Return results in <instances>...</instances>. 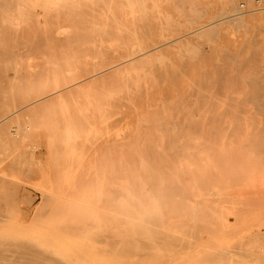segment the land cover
I'll return each instance as SVG.
<instances>
[{"label":"rangeland","instance_id":"1","mask_svg":"<svg viewBox=\"0 0 264 264\" xmlns=\"http://www.w3.org/2000/svg\"><path fill=\"white\" fill-rule=\"evenodd\" d=\"M103 1L106 10L87 0H0V116L7 117L0 125V213L7 221L0 245L7 264H264V0H252L240 15L223 0L244 20L223 27L206 0ZM141 53L151 56L135 61L133 73L98 79L114 61L131 54L140 60ZM126 75L133 85L121 84ZM19 107L25 109L11 115ZM252 134L253 145L246 143ZM139 165L155 180L142 191L161 203L149 209L151 220L141 200L124 199L127 191L130 199L143 194L131 188L144 179ZM129 168L138 175L131 184ZM164 176L180 184L170 188ZM116 185L127 191L115 204ZM127 203L132 209L122 216ZM117 204L126 208L116 212ZM132 213L146 233L137 232Z\"/></svg>","mask_w":264,"mask_h":264},{"label":"bare ground","instance_id":"2","mask_svg":"<svg viewBox=\"0 0 264 264\" xmlns=\"http://www.w3.org/2000/svg\"><path fill=\"white\" fill-rule=\"evenodd\" d=\"M80 1H82V0H80ZM88 1H91L92 4H93V2L96 3V4H99L98 7L102 6V5H100V4L105 5V4H104L105 2H104L103 0H87V2H88ZM125 1H126V0H125ZM132 1H133V0H132ZM181 1H182V0H181ZM185 1H187V0H185ZM206 1L209 2V3H208V4H209V7H210L211 9H213V10H216V11L218 12V14L220 15V20H219V21L221 22V26L219 25L220 27H223V26L229 24L231 21H236L237 23H243L244 20H242V19L238 20L237 17L234 18V14H233V13H232L233 15L231 14V12H232L233 10H232V9L230 10V9L228 8L227 4H226L223 0H219V1H218V0H206ZM225 1H228L229 3H231V5H232V3H235V5H236L235 8H234V7H232V8H234L235 10L237 9L238 12L241 11V8H240L239 4H238L236 1H233V0H231V1H230V0H225ZM251 2H252V0H248V2H247V6H250V3H251ZM81 3H82V2H81ZM81 3H80V4H81ZM128 3H129V2H128ZM182 3H185V2L182 1ZM192 3H193V2H192ZM254 3L259 4V0H255ZM72 4H73V3H72ZM74 4H77V2L74 3ZM178 4H179V3H178ZM81 5H82V4H81ZM183 5H184V4H183ZM188 5H189V4H188ZM193 5H194V4H193ZM74 6H75V5H74ZM106 6H109L108 3H107ZM153 6H154V5H153ZM175 6H176V5H175ZM180 6H182V5H180ZM232 6H234V5H232ZM96 7H97V6H96ZM102 7H103V6H102ZM131 7H132V5H131ZM131 7H130V8H131ZM145 7H146V6H145ZM173 7H174V5H173ZM189 7H191V6H189ZM83 8H84V7H83ZM88 8H90V7H88ZM113 8H114V7H113ZM138 8H139V7H138ZM182 8H183V6H182ZM102 9H105V10H106V8H104V7H103ZM132 9H133V8H132ZM156 9H157V8H156ZM179 9H180V7L178 6V9H177V6H176V10H179ZM93 10H94V9H93ZM105 10H104V11H105ZM108 10H109V9H108ZM146 10H147V9H146ZM152 10H154V9H152ZM152 10H150V11H152ZM259 10H261V9H259ZM94 11H95V10H94ZM109 11H110V10H109ZM109 11H105V12H107V13L109 14ZM129 11H130V10H129ZM131 11H135V12H136V10H134V9L131 10ZM131 11H130V14L132 13ZM179 11L182 12L181 10H179ZM89 12H90V13H87V12H86V14H87V15H88V14L90 15V14H91V11L89 10ZM99 12H100V10H99ZM99 12H98V13H99ZM117 12H118V11H117ZM126 12H127V11H126ZM141 12H142V11H141ZM147 12H148V11H147ZM153 12H154V11H153ZM193 12H194V11H193ZM233 12H234V11H233ZM93 13H94V12H93ZM93 13H92V15H93ZM100 13H101V12H100ZM100 13H99V14H100ZM137 13H138V12H137ZM234 13H235L236 15L238 14L237 12H234ZM242 13H243V12H239L238 15H240V14H242ZM246 13H247V12H246ZM74 14H75V13H74ZM74 14H73V16H74ZM76 14H78V13L76 12ZM117 14H118V13H117ZM117 14H116V15H117ZM134 14H135V13H134ZM134 14H133V15H134ZM193 14H194V13H193ZM195 14H196V13H195ZM195 14H194V16H195ZM71 15H72V14H71ZM92 15H90V16L92 17ZM101 15H102V14H101ZM135 15H136V14H135ZM135 15H134V16H135ZM137 15H138V14H137ZM137 15H136V17H137ZM161 15H162V14H161ZM196 15H197V14H196ZM93 16H95V15H93ZM98 16H99V15H98ZM102 16H103V15H102ZM117 16H118V15H117ZM134 16H131V21H132L133 18L135 19ZM146 16H147V15H146ZM166 16H167V15H166ZM183 16H184V14H183ZM197 16H198V15H197ZM108 17H109V15H108ZM120 17H121V16H120ZM184 17H185V16H184ZM199 17H201V16L199 15ZM74 18H75V17H74ZM118 18H119V16H118ZM169 18H170V17H169ZM185 18H186V17H185ZM193 18H194V17H193ZM255 18H256V17H255ZM96 19H97V18H96ZM96 19H95V20H96ZM111 19H112V18H111ZM134 19H133V22L135 23ZM136 19H137V18H136ZM136 19H135V20H136ZM141 19H142V18H141ZM164 19H165V18H164ZM72 20H73V18H72ZM87 20H88V19H86V21H87ZM92 20H93V19H91V21H92ZM99 20H100V19H99ZM127 20H128V19H127ZM166 20H169V19H166ZM241 20H242V21H241ZM89 21H90V20H89ZM91 21H90V22H91ZM97 21H98V20H97ZM112 21H113V19H112ZM128 21H129V20H128ZM142 21H143V20H142ZM164 21H165V20H164ZM215 21H216V20H215ZM74 22H76V21H74ZM90 22H89V23H90ZM101 22H103V21H101ZM120 22H122L121 19H120ZM168 22H169V21H167V23H168ZM92 23H96V22H92ZM116 23H117V22H116ZM124 23H125V22H124ZM134 23H133V29H134V27H135V26H134ZM137 23H138V21H136V24H137ZM140 23H141V22H140ZM140 23L138 24L137 27H139ZM145 23H146V21H145ZM145 23H144V24H145ZM83 24H84V23H83ZM99 24H100V23H99ZM99 24H98V25H99ZM102 24H103V23H102ZM174 24H175V23H174ZM191 24H193V23H191ZM191 24H189V25L191 26ZM84 25H85V24H84ZM120 25H121V24H120ZM120 25H119V26H120ZM107 26H108V25H107ZM141 26L143 27V25H141ZM146 26H147L148 28H151V27H149L147 24H146ZM162 26H163V25H162ZM180 26H181V25H180ZM183 26H184V25H183ZM79 27H80V26L78 25V28H79ZM87 27H88V26H87ZM121 27H122V26H121ZM124 27H125V26H124ZM128 27H129V26H128ZM144 27H145V26H144ZM144 27H143V28H144ZM166 27H167V26H166ZM78 28H77V29H78ZM92 28H93V26H92ZM112 28H113V26H112ZM125 28H126V27H125ZM148 28H147V29H148ZM169 28H170V27H169ZM101 29H102V28H101ZM110 29H111V28H110ZM210 29H212V28H210ZM90 30H93V29H90ZM98 30H99V29H98ZM102 30H103V29H102ZM102 30H101V31H102ZM134 30H135V29H134ZM145 30H146V29H145ZM202 30H203V29H202ZM207 30H208V29H207ZM81 31H82V29H80L79 32L77 31L76 33H80V35H79V34H77V35L80 36V37H81V36H84V37H85V34L83 33V31H82L83 34H81ZM105 31H106V30H105ZM111 31H113V30L111 29ZM121 31H122V30H121ZM123 31H124V30H123ZM123 31H122V32H123ZM160 31H161V30H160ZM162 31H163V30H162ZM73 32H74V31H73ZM86 32H87V31H86ZM91 32H92V31H91ZM93 32H95V31H93ZM106 32H107V31H106ZM122 32H121V33H122ZM128 32H129V31H128ZM169 32H170V31H169ZM173 32H174V31H173ZM102 33H103V32H102ZM109 33H110V32H109ZM109 33H108V34H109ZM151 33H152V32H151ZM163 33H164V32H163ZM211 33H212V32H211ZM86 34H90V33L87 32ZM97 34L100 35V33H97ZM113 34H114V33H113ZM122 34H124V33H122ZM125 34H126V31H125ZM193 34H194V33H193ZM199 34H201V33H199ZM74 35H75V34H74ZM77 35H76L75 37H78ZM101 35H102V34H101ZM114 35H115V34H114ZM120 35H121V34H120ZM146 35H147V34H146ZM169 35H170V34H169ZM172 35H173V34H172ZM202 35H203V34H201V36H202ZM210 35H211V34H210ZM72 36H73V35H72ZM96 36H98V35H96ZM104 36H105V35H104ZM106 36H107V35H106ZM106 36H105V37H102V38H107ZM117 37H118V36H117ZM125 37H128V36L125 35ZM125 37H123V39H125ZM134 37H136V36L133 35V38L131 37L130 40H131V39L133 40ZM147 37H148V36H147ZM196 37H197V36H196ZM198 37H199V35H198ZM72 38H74V37H72ZM72 38H71V41L73 40ZM86 38H87V36H86ZM90 38L92 39V37H89V36H88V40H89ZM100 38H101V36H100ZM102 38H101V39H102ZM77 39H78V38H77ZM82 39H83V38H82ZM91 39H90L89 42H91ZM94 39H95V38H94ZM118 39H120V38H118ZM126 39H127V38H126ZM66 40H67V39H66ZM86 40H87V39H86ZM95 40H97V39H95ZM102 40H103V39H102ZM134 40H135V39H134ZM71 41H70V42H71ZM73 41H74V40H73ZM93 41H94V40H92V42H93ZM117 41H118V40H117ZM121 41H123L122 43H123V45L125 46V43H126L128 40H127L125 43H124V40H121ZM121 41H119V42L121 43ZM67 42H68V41H67ZM83 42H84V41H83ZM95 42H96V41H95ZM108 42H110V41L108 40ZM108 42H107V43H108ZM115 42H116V41H115ZM128 42H129V41H128ZM135 42H136V41H135ZM141 42H142V41H141ZM143 42H144V41H143ZM72 43H73V42H72ZM75 43H76V42H75ZM87 43H88V42H87ZM93 43H94V42H93ZM102 43H103V42H102ZM110 43H111V42H110ZM129 43H132L134 46H136V45L139 46V47H138V48H139L138 51L141 50V51L144 52V53L146 52V51H143L144 48H141V49H140V45H138V43H135L136 45H135L134 42H132V41L129 42ZM139 43H140V42H139ZM79 45H80V44H79ZM79 45H78V47H80ZM104 45H105V42H104ZM126 45H127V43H126ZM142 45H144V44H142ZM142 45H141V47H142ZM160 45H161V44H160ZM165 45H166V44H165ZM121 46H122V45H121ZM121 46H120V47H121ZM124 46H122V47H124ZM137 46H136V47H137ZM144 46H145V45H144ZM144 46H143V47H144ZM156 46H157V45H156ZM162 46H164V45H162ZM182 46H183V45H182ZM125 47H126V46H125ZM150 47H151V45H150ZM158 47H159V46H158ZM168 47H170V46H168ZM102 48H103V47H102ZM126 48H127V47H126ZM151 48H152V47H151ZM151 48H150V50H152ZM83 49H84V48H83ZM87 49H88V48H87ZM113 49H114V48H113ZM142 49H143V50H142ZM154 49H156V48H154ZM89 50H90V49H89ZM115 50H116V49H115ZM130 50H131V49H130ZM130 50H129V51H130ZM134 50H135V49H134ZM175 50H176V49H175ZM91 51H92L93 54L96 53L95 55H97V52H96V51H95V53H94L93 50H91ZM91 51H88V52L86 51V52H87L86 55H88L89 53H91ZM103 51H104V49H103ZM112 51H113V50H112ZM129 51H127V52L129 53ZM131 51H132V50H131ZM138 51H137V52H138ZM147 51H148V50H147ZM152 51H153V50H152ZM155 51H157V49H156ZM155 51H154V52H155ZM100 52H101V51H100ZM110 52H111V51H110ZM137 52H136V54H137ZM154 52H153V53H154ZM92 53H91V54H92ZM106 53H107V52H106ZM134 53H135V52H134ZM148 53H149V52H148ZM91 54H89V55H91ZM109 54H111V53H109ZM129 54H130V53H129ZM136 54H135V55H136ZM141 54H143V53H141ZM149 54H152V52L149 53ZM156 54H157V53H156ZM118 55L120 56V54H118ZM225 55L227 56V54H225ZM97 56H98V55H97ZM140 56H141V55L139 54V57H140ZM150 56H151V55L148 56L147 54H143V55L140 57V58L142 59V61H140L141 59L139 60L136 56H134V54H133V55L131 54V55L129 56V58H126V57H125V59L123 60V62H120L121 59L116 60V61H114V62H118V63L115 64V66H113L111 69H109V70H107V71H105V72L103 71V73L100 72L99 74H101V73H102V74H101V76L98 77V79H99V80H106V79H109V78H112V77L118 76L123 70H124V71H127L126 69H128V68H130L129 71L132 72L133 69H135V66H134V65H136V64H138V65L143 64L144 59H146V58H148V57L150 58ZM82 57H83V54H82ZM90 57H91V56H90ZM93 57H94V56H93ZM93 57H91V58L94 59ZM112 57H113V56H112ZM159 57H160V56H159ZM159 57H158V58H159ZM108 58H109V57H108ZM229 58H230V57H229ZM92 59H91V60H92ZM137 59L139 60V62H138ZM159 59H160V58H159ZM86 60H87V59H86ZM108 60H109V59H108ZM147 60H148V59H147ZM135 61H137L138 63L136 62V64H135ZM82 62H83V61H82ZM91 62H92V61H91ZM97 62H98V61H97ZM140 62H142V63H140ZM182 62H183V61H182ZM219 63H220V62H219ZM92 65H93V64H92ZM101 65H102V64H101ZM138 65H137V66H138ZM89 66H90V64H89ZM121 67H122V68H121ZM172 67H173V65H172ZM181 67H182V65H181ZM181 67H180V69H181ZM90 68H91V67H90ZM90 68H89V69H90ZM92 69H94L93 66H92ZM92 69H91V70H92ZM137 69H138V68H137ZM137 69H136V70H137ZM144 70H145V69H144ZM83 71H84V70H83ZM98 71H99V70H98ZM77 72H78V71H77ZM86 72H87V71H85V74H86ZM157 72H158V69H157L156 73H157ZM174 72H175V71H174ZM180 72H181V71H180ZM80 73H83V72H80ZM127 73H130V72L127 71ZM132 73H133V72H132ZM6 74H7V73H6ZM91 74H92V72H91ZM148 74H149V72H148V73H147V72L145 73V75H148ZM173 74H174V73H173ZM175 74H176V72H175ZM175 74H174L173 76H175ZM88 75L91 77L90 72L88 73ZM145 75H144V77H145ZM221 75H222V78H223L224 73H222ZM3 76H4V75H3ZM78 76H79V75H78ZM94 76H95V75H94ZM94 76H93V77H94ZM121 76H122V75H121ZM121 76H120V77H121ZM135 76L137 77L136 74H135ZM219 76H220V75H219ZM84 77H85V76H84ZM90 77H88V78H90ZM118 77H119V76H118ZM118 77H117V78H118ZM124 77H125V78H124ZM124 77H123V80L121 79V82H123V83L120 82L121 84H124V86H125V81H126V79L132 80V85H133V82H135L134 79L127 77V75L124 76ZM126 77H127V78H126ZM137 78H138V77H137ZM137 78H136V79H137ZM153 78H154V77H153ZM169 78H170V76H169ZM98 79H97V80H98ZM118 79H119V78H118ZM124 79H125V80H124ZM142 79H143L144 81H146V78H145V79L142 78ZM142 79L139 78V80H142ZM155 79H156V78H155ZM229 79H230V78H229ZM82 80H83V79H82ZM85 80L87 81V79H85ZM97 80L92 79V83H94L93 81H97ZM137 80H138V79H137ZM143 80H142V81H143ZM156 80H157V79H156ZM171 80H172V79H171ZM219 80H221V79H219ZM227 80H228V77H227ZM68 81H69V80H68ZM80 81H81V80H80ZM116 81H117V80H116ZM172 81H173V80H172ZM61 82H63V84H64V81H63V80H62ZM61 82H60V83H61ZM65 82H66V81H65ZM90 82H91V80H90ZM99 82H100V81H99ZM66 83H67V82H66ZM84 83H85V82H84ZM97 83H98V82H97ZM68 84L72 85V84L69 83V82H68ZM76 84H77V83H76ZM193 84H194V83H193ZM66 85H67V84H66ZM70 85H69V86H70ZM84 85H85V84H84ZM96 85H97V84H96ZM105 85H106V84H105ZM135 85H137V84L135 83ZM139 85H140V84H139ZM42 86H43V85H42ZM57 86H58V85H57ZM69 86H67V87H69ZM73 86H74V85H73ZM65 87H66V86H65ZM97 87H98V85H97ZM107 87L109 88V85H108ZM125 87H127V86H125ZM134 87H135V86H134ZM152 87H153V86H152ZM152 87H151V88H152ZM42 88H43V87H42ZM70 88H71V86H70ZM70 88H68V89H70ZM74 88H75V87H74ZM93 88H94V87H93ZM102 88H103V87H102ZM104 88H105V87H104ZM64 89H65V88H64ZM66 89H67V88H66ZM87 89H88V87H87ZM114 89H115V88H114ZM118 89H119V88H118ZM118 89H117V90H118ZM123 89H125V88H123ZM123 89H121V90H123ZM128 89H129V88H128ZM153 89H154V87H153ZM38 90H39V89H38ZM43 90H44V88H43ZM75 90H76V89H75ZM117 90H116V92H117ZM130 90H132V89H130ZM138 90H139V89H138ZM63 91H64V90H63ZM66 91H67V90H66ZM68 91H69V90H68ZM93 91H94V90H93ZM97 91H98V90H96V92H97ZM99 91H100V90H99ZM112 91H113V90H112ZM124 91H125V90H124ZM126 91H128V90H126ZM45 92H47V90H46ZM45 92H44V93H45ZM48 92H49V90H48ZM50 92H51V91H50ZM55 92H56V91H55ZM104 92H105V91H104ZM109 92H110V91H109ZM120 92H122V91H120ZM136 92H137V91H136ZM35 93H36V90H35ZM35 93H34V94H35ZM44 93H43V92H40L38 96H40V94H43V95H44ZM59 93H61L60 90H59ZM75 93H76V92H75ZM111 93L113 94L114 92H111ZM122 93H123V92H122ZM126 93H127V92H126ZM137 93H138V92H137ZM51 94H52V93H51ZM51 94H50V95H51ZM53 94H56V93H53ZM66 94H67V93H66ZM68 94H69V93H68ZM78 94H79V93H78ZM88 94H90V92H88ZM105 94H106V93H105ZM115 94H116V93H115ZM120 94H121V93H120ZM120 94H119V95H120ZM31 95H32V93H31ZM31 95H30V96H31ZM58 95H59V94H58ZM61 95H62V93H61ZM117 95H118V94H117ZM121 95H122V94H121ZM41 96H42V95H41ZM51 96H52V95H51ZM53 96H54V95H53ZM62 96H63V95H62ZM62 96H61V98H62ZM88 96H89V95H88ZM124 96H125V95H124ZM28 97H29V96H28ZM64 97H65V96H64ZM64 97H63V98H64ZM72 97H73V96H72ZM91 97H92V96H91ZM98 97H99V95H98ZM129 97H130V96H129ZM33 98H34V97H32V99H33ZM48 98H49V97H48ZM13 99H14V98H13ZM56 99H57V98H56ZM102 99H103V98H102ZM110 99H111V98H109V100H110ZM114 99H115V98H114ZM54 100H55V99H54ZM119 100H120V99H119ZM5 101H6V100H5ZM12 101H13V100H12ZM50 101H52V100H50ZM57 101H58V100H57ZM103 101H104V100H103ZM13 102H14V101H13ZM16 102H17V101H16ZM38 102H39V100H38ZM38 102H35V103L32 104V105H36ZM145 102H146V101H145ZM245 102H246V101H245ZM9 103H10V102H9ZM42 103H43V102H42ZM53 103H54V102H53ZM12 104H13V103H12ZM38 104H39V103H38ZM49 104H50V103H49ZM121 104H122V103H121ZM123 104H124V103H123ZM17 105H18V104H17ZM46 105H47V104H46ZM262 105H263V104H262ZM27 106H28V104H27ZM27 106H26V107H27ZM29 106H30V104H29ZM29 106H28V107H29ZM24 107H25V106H24ZM24 107L16 108V110L13 109L11 115H15V114L21 112L22 110L25 109ZM113 108H114V107H113ZM158 108H159V110H160V107H158ZM179 108H180V107H179ZM239 108L242 110L243 107H242V108L239 107ZM262 108L264 109V107H262ZM28 109H29V108H28ZM28 109H26V111H27ZM10 110H11V109H10ZM10 110H9V111H10ZM39 110H40V109H39ZM161 110H162V109H161ZM238 110H239V109H238ZM32 111H33V110H32ZM32 111H31V112H32ZM89 111H90V110H89ZM145 111H146V110H145ZM162 111H164V110H162ZM243 111H244V110H243ZM1 112H2V110H0V115L2 114ZM7 112H8V111H7ZM141 112H142V111H140V114L143 116V114H145V113L142 112V113H143V114H142ZM147 112H148V111H147ZM156 112H158V111H156ZM8 113H9V112H8ZM99 113H100V112H99ZM148 113H149V112H148ZM3 114H4V113H3ZM20 114H21V113H20ZM22 114H23V113H22ZM149 114H150V113H149ZM141 115H140V116H141ZM153 115H154V114H153ZM156 115H157V114H156ZM159 115H160V117H161L162 115L164 116V114H163L161 111H160ZM181 115H182V114H181ZM8 116H9V115H8ZM150 116H151V115H150ZM1 117H2V116H0V125L2 126V125L5 124V120L7 119V117H6V118H1ZM10 117H11V116H10ZM158 117H159V116H158ZM179 117H181V116H179ZM12 118H13V117H12ZM144 118H145V117H144ZM147 118L149 119V117H147ZM164 118H165V117H164ZM166 118H167V117H166ZM148 119H147V120H148ZM162 119H163V118H162ZM168 119H169V118H168ZM8 120H10V119H8ZM149 120H150V119H149ZM149 120H148V122H149ZM160 121H161V120H160ZM177 121H178V120H177ZM155 123H156V122H155ZM155 123H154V124H155ZM166 123H167V122H166ZM169 124H170V123H169ZM173 124H176V123H173ZM231 124H234V125H235V123H231ZM239 124H240V126H241L242 123H239ZM156 125H157V123H156ZM167 125H168V124H167ZM171 125H172V124H171ZM178 125H180V124H178ZM164 126H165V125H164ZM164 126H163V127H164ZM172 126H174V125H172ZM167 127H168V126H167ZM233 127H234V126H233ZM240 128H241V127H240ZM240 128H239V129H240ZM0 130H1V129H0ZM177 130H178V129H177ZM232 130H234V129H232ZM237 130H238V129H237ZM241 130H242V129H241ZM178 131H180V130H178ZM242 131H243V130H242ZM137 132H138V131H137ZM140 132H142V131H140ZM140 132H139V134H140ZM183 132H184V131H183ZM183 132H181V133H183ZM239 132H240V131H239ZM179 133H180V132H179ZM179 133H178V135H179ZM129 134H130V133H129ZM141 134H142V133H141ZM125 135H126V134H125ZM227 135H228V134H227ZM229 135H230V133H229ZM233 135H234V134H233ZM233 135H232V136H233ZM126 136H127V135H126ZM126 136H124V138H125ZM137 136H138V135H137ZM163 136H164V135H163ZM230 136H231V135H230ZM252 136H253V137H252ZM252 136H251L252 139H251V138H250V139L248 138V141H247L246 138L244 137V138H243V141L246 140V143H249V140H251L250 143L253 145V139H256V137L254 136V134H252ZM140 137H141V135H140ZM149 137H150V136H149ZM167 137H170V135L167 136ZM174 137H175V136H174ZM246 137H247V136H246ZM254 137H255V138H254ZM146 138H148V136H147ZM170 138H171V137H170ZM179 138H180V137H179ZM119 139H120V138H119ZM121 139H123V138H121ZM139 139H140V138H139ZM157 139H159V138H157ZM164 139H165V136H164ZM126 140H128V139H126ZM149 140H150V138H149ZM152 140H153V139H152ZM152 140H151V141H152ZM174 140H175V139H174ZM174 140L171 139V141H173V142H174ZM133 141H134V139H133ZM140 141H141V140H140ZM165 141H166V140H165ZM169 141H170V140H169ZM243 141H242V143H244ZM131 142H132V139H131V141H130V144L133 145V142H132V143H131ZM166 142H167V141H166ZM166 142H165V143H166ZM123 143H124V142H123ZM155 143H156V142H155ZM158 143H159V140H158ZM246 143H245L244 145L242 144V146H244V147L246 146V147H247L249 144L247 145ZM124 144H125V146H126V144H128V143L125 141ZM135 144H136V140H135ZM139 144L141 145L142 143L140 142V143H138V145H139ZM145 144H146V142H145ZM145 144H143V145H145ZM119 145H120V144H119ZM158 145H159V144H158ZM252 145H251V146H252ZM123 146H124V145H123ZM121 147H122V146H121ZM136 147H137V146H136ZM246 147H245V148H246ZM130 148H131V147H130ZM164 148H166V147H163V149H164ZM177 148H178V149H179V148L181 149L182 147H178V146H177ZM126 149H127V148H126ZM131 149H133V147H132ZM163 149H162V150H163ZM184 150H185V149H184ZM160 151H161V150H160ZM164 152H165V151H164ZM171 152H172V151H171ZM174 152H175V151H174ZM180 152H181V150H180ZM185 152H186V151H185ZM193 152H194V151H193ZM197 152H198V151H197ZM197 152H196V153H197ZM161 153H162V152H161ZM176 153H177V150H176ZM178 153H179V152H178ZM194 153H195V152H194ZM236 153H237V152H236ZM239 153H240V152H239ZM128 154H129V153H128ZM145 154H146V153H145ZM171 154H172V153H171ZM174 154H175V153H174ZM187 154H188V152H187L185 155H187ZM189 154H190V157H191V158L195 155V154H192V156H191V151L189 152ZM231 154H232V153H231ZM234 154H235V152H234ZM237 154H238V153H237ZM142 155H143V154H142ZM162 155H163V154H162ZM165 155H166V154H165ZM235 155H236V154H235ZM240 155H242V154L240 153ZM123 156H124V155H123ZM140 156H141V155H140ZM143 156H144V155H143ZM147 156H149V155L147 154L146 157H147ZM160 156H161V155H160ZM173 156H174V155H173ZM176 156L178 157L179 155H178V154H175V156H174L175 159H176ZM244 156H245V155H244ZM244 156H242V157H244ZM157 157H158V156H157ZM170 157H171V156H170ZM230 157H231V155H230ZM124 158H125V156H124ZM126 158H127V157H126ZM126 158H125V159H126ZM164 158H165V157H164ZM193 158H194V157H193ZM193 158H192V159H193ZM238 158H240V157L237 156V159H238ZM188 159H189V158H188ZM231 159H232V157H231ZM178 160H179V159H178ZM238 160H239V159H238ZM238 160H236V162H237ZM144 161H145V160H144ZM234 161H235V159H234ZM234 161L232 160V163H234ZM162 162H163V161H162ZM164 162H165V161H164ZM144 163H145V162H144ZM141 165H142V164H141ZM141 165H139V166H141ZM129 166H130V163H129ZM129 166H128V167H129ZM139 166H138V167H139ZM142 166H143V165H142ZM142 166L139 167V169L141 168V170H142L141 173L139 174V176H143V174H144ZM146 167H147V166H146ZM123 168H125V170H124ZM164 168H165V167H164ZM135 169H136V168H135ZM147 169H148V168H147ZM151 169H152V168H151ZM151 169H150V171H151V173H152V170H151ZM153 169L155 170V168H153ZM161 169H162V168H161ZM126 170L128 171V169H126V167H122V171H126ZM157 170H158V169H157ZM157 170H156V171H157ZM3 171H4V170H3ZM130 171H131L132 173H131ZM139 171H140V170H139ZM147 171H148V170H147ZM134 172H135V170L132 171V170L129 168V174H132V175L135 176V177H133V176L131 175L132 177H130V181H129V179L126 178V179L129 181V182H127V183H130V184H131V182H132L131 178H136V179L138 180V178H137L138 175H136V174L134 175V174H133ZM157 173H158V174H156V175H158V176L160 177V172H157ZM161 173H162V172H161ZM145 174H146V173H145ZM164 174H165V173H164ZM2 175H4V173H3ZM5 175H6V173H5ZM3 177H4V176H3ZM5 177H6V176H5ZM5 177H4V179H5ZM143 177H144V176H143ZM151 178H153L152 181H153V184H154V183H155L154 177L151 176ZM151 178H149L148 176H147V177H144V179L141 180L142 183H139V180H138V182H135V183H137V184H136L137 187L135 186V183L132 182V184H134V186H131V188L133 189V191L135 190L134 193H137V191H142V190H144V189H143V186H145V183H146V186H147V184H150V183H151V182H150V181H151V180H150ZM164 178H165L164 185H167V184H165V183H169L168 187L170 186V188H171V187L174 188V186H173L174 184H178V185L180 184V183H177V182L175 183L177 177H175V181H174L173 177L164 176ZM166 178H168V181H167V182H166V180H167ZM147 179H148V180H147ZM179 179H180V178H177L178 182H180ZM113 180H114V179H113ZM113 180H112V181H113ZM124 180H125V179H124ZM6 181H7V180H6ZM6 181H4V182L6 183ZM112 181H111V182H112ZM143 181H145V182H143ZM148 181H149V182H148ZM159 181H161L160 178H159ZM159 181H157L156 183L160 185L161 191L164 192L165 188L162 190L163 185H161L162 183L160 184ZM89 182H90V181H89ZM94 182H95V181H94ZM113 182H114V181H113ZM113 182H112V183H113ZM120 182H121V181H120ZM124 182H125V181H124ZM170 182H171V184H170ZM172 182H174L173 185H172ZM117 183H118V182H117ZM117 183H116V184H117ZM122 183H123V180H122L121 183H118V186H119V184L122 186ZM3 184H4V183H3ZM92 184H93V183H92ZM98 184H100V183H98ZM151 184H152V183H151ZM153 184H152V185H153ZM139 185H141V188H139ZM142 185H143V186H142ZM152 185H151V186H152ZM96 186H97V185H96ZM118 186L116 185V187H118ZM122 187H124V186H122ZM187 187H188V186H187ZM118 188H120V187H118ZM125 188H126V187H125ZM125 188H124V189H125ZM152 188H153V187H152ZM156 188H157V186H156ZM170 188H169V192H171V193L173 194V191H171ZM178 188H180V187H178ZM120 189H121V190L118 189L120 192H118V191H114V190H113V192H111L112 194H110V198H109V199L114 200V201L111 202V200H110V203H115V204H116V203H117L116 201H118V200H117L118 196H120V194H121V196L123 197V193H125V192L127 191V190L125 189V191L123 192V191H122V188H120ZM136 189H137V191H136ZM140 189H141V190H140ZM175 189L177 190V188H175ZM175 189H174V190H175ZM180 189H181V188H180ZM185 189H186V188H185ZM185 189H183V190H185ZM98 190L100 191L99 187H98ZM128 190H129V189H128ZM181 190H182V189H181ZM146 191H147V190H146ZM115 192H116V193H115ZM117 192H118V193H117ZM121 192H123V193H121ZM129 192H130V191H129ZM129 192H128V191L126 192L128 195H125V194H124V195L126 196V197H124V199H126L125 201L128 200L127 202H132V203H133V199H134L133 197H135V198L137 197L136 199H138L139 201L141 200V205H142V204H143V206L146 205V207L148 208V210H149V209H152V208H153V209H157V208H155V205H161V203H159V201H158V199H157L156 196H155V197L153 196V198L151 199V197L146 196V194H144V192L142 191L143 194L141 195V198H140V196H138V195H136V194H132V195H131V199H130V198H129V195H130ZM165 192H166V190H165ZM165 192H164V194H165ZM169 192H168V193H169ZM178 192H179V191H178ZM148 193H149V192H147V194H148ZM100 194H101V193H100ZM102 194H103V192H102ZM107 194H108V193H107ZM156 194H157V193H156ZM175 194H176V193H175ZM89 195H91V194H89ZM103 195H104V194H103ZM148 195H149V194H148ZM151 195H152V193H151ZM165 195H166V194H165ZM176 195H178V194H176ZM187 195H188V194H187ZM87 196H88V194H87ZM87 196H86V197H87ZM145 196H146V197H145ZM160 196H161V195H160ZM166 196H168V195H166ZM172 196H173V195H172ZM90 197H91V196H90ZM103 197H105V196H103ZM116 197H117V198H116ZM144 197H145V198H144ZM106 198H107V196H106ZM106 198H105V199H106ZM132 198H133V199H132ZM142 198H143V199H142ZM160 198H161V197H160ZM160 198H159V199H160ZM163 198H164V197H163ZM169 198H170V196H169ZM172 198H173V197H171L170 201L172 200ZM149 199H151V200H154V199H155V200H154L155 202L153 201V202H152V205H151V204H148V205H147V204L145 203V200L148 201V203H149V201H151V200H149ZM161 199H162V198H161ZM167 199H168V198H167ZM181 199H182V198H181ZM183 199H184V198H183ZM107 200H108V198L106 199V202H107ZM115 200H116V201H115ZM186 200H188V199H186ZM142 201H144V203H142ZM157 201H158V202H157ZM89 202H90V201H89ZM166 202H169V201L167 200ZM184 202H185V201H184ZM87 203H88V202H87ZM118 203H119V201H118ZM122 203H124V202H122ZM153 203H154V204H153ZM127 204H128V203H127ZM133 204H134V203H133ZM170 204H171V203H170ZM86 205H87V204H86ZM137 205H138V203H137ZM149 205H150V206H149ZM163 205H164V204H163V202H162V206H163ZM171 205H172V204H171ZM106 206H107V205H106ZM108 206H109V205H108ZM108 206H107V207H108ZM111 206H112V205H110L109 207L111 208ZM162 206H161V207H162ZM169 206H170V205H169ZM87 207H88V206H87ZM112 207H113L112 209H117L116 212H120V213H121V211L119 210V208H122V209H125V208H126V207H123L122 205L119 206V204H117V205H115V206H112ZM114 207H115V208H114ZM134 207H135V205H134ZM172 207H173V206H172ZM164 208L167 209V206H163V207H162V209H164ZM128 209H129V211H130V209H132L131 206H129V204H128V208L125 209V210H126V211H125V214H121V215H122V216H123V215H127L126 212H127ZM168 209H169V208H168ZM2 210H4V209H2ZM4 211H5V210H4ZM4 211H3V212H4ZM122 211H123V210H122ZM3 212H2V213H3ZM123 212H124V211H123ZM147 212H148V213H149V212L151 213L150 210L147 211ZM4 213H5V212H4ZM112 213H113V212H112ZM118 214H119V213H118ZM114 215H115V214H114ZM5 216H7V214H6ZM148 216H149V215H148ZM150 216H151V217H150ZM150 216H149V218H150V220H151V218H152V213H151ZM127 217H129V216H127ZM132 217H134L133 219L135 220V223H134L133 226L138 225V226H137V227H138V231H137V229H135V230H136L137 232H139V230H140V231H144V230H145L144 232L146 233V229H147L146 226L143 227L144 230H143L141 227H140V229H139L140 223H139L137 220H140V217H137V218H139V219L136 220V217L134 216L133 213L131 214V216L129 217V219H130V218L132 219ZM144 217H147V214L144 215ZM144 217L142 218V220L145 219ZM149 218H147V219L149 220ZM154 219H155V218L153 217V220H154ZM121 220L124 221V220H126V219L121 218ZM150 220H149V221H150ZM130 221H131V220H130ZM146 221H147V220H145L144 222L147 223ZM6 222H7V221H6V218L4 217V214L2 215V214L0 213V229H2V227L5 226ZM137 222H138V224H137ZM119 223H121V222L118 221V224H119ZM127 223L129 224V222H127ZM130 223H131V222H130ZM131 224H132V223H131ZM115 226H116V225H115ZM113 227H114V226H113ZM116 228L119 229V228H118V225L116 226ZM116 228H114V229H116ZM125 228H126V227H125ZM131 228H132V227H131ZM117 231H118V230H117ZM117 231H116V232H117ZM119 231H120V230H119ZM119 231H118V232H119ZM128 231H129V230H128ZM118 232H117V233H118ZM144 232H143V233H144ZM111 233H112V231H111ZM117 233H116V235H117ZM141 233H142V232H141ZM143 233H142V234H143ZM121 234H122V232H121ZM126 234H127V233H126ZM124 235H125V234H124ZM111 236H112V234H111ZM119 237H120V236H119ZM129 237H130V236H129ZM144 237H145V236H144ZM124 238H125V237H124ZM121 239H123V238L121 237ZM127 239H128V238H127ZM123 240H124V239H123ZM134 240H135V239H134ZM127 241H128V240H127ZM129 241H130V240H129ZM125 242H126V241H125ZM125 242H124V243H125ZM112 243L116 245L117 242L115 243V242L113 241ZM133 243H134V242H133ZM117 244H118V243H117ZM134 245H135V244H133V246H134ZM122 247H123V246H122ZM123 248H124V247H123ZM126 248H128V247L126 246ZM129 248H130V245H129ZM124 250H125V248H124ZM126 250H127V249H126ZM126 250H125V251H126ZM125 251H124V252H125ZM129 252H130V251H129ZM124 254H125V253H124ZM127 255H128V252H127ZM129 255H130V254H129ZM125 257H126V256H125ZM126 258H127V257H126ZM128 262H129V261H128ZM7 263H8V251H7V247L4 246V245H0V264H7ZM129 263H130V262H129Z\"/></svg>","mask_w":264,"mask_h":264},{"label":"built area","instance_id":"3","mask_svg":"<svg viewBox=\"0 0 264 264\" xmlns=\"http://www.w3.org/2000/svg\"><path fill=\"white\" fill-rule=\"evenodd\" d=\"M233 1H236L239 4V6L241 8V11H239V12H243V13H245V12L249 13L250 12V10H249L250 6H247L248 0H233Z\"/></svg>","mask_w":264,"mask_h":264}]
</instances>
